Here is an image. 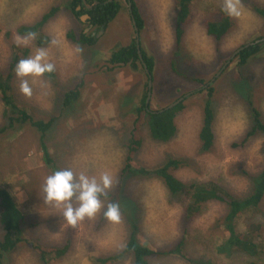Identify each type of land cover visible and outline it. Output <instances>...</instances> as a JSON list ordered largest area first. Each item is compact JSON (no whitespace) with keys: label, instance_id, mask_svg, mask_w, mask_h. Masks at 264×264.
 Segmentation results:
<instances>
[{"label":"rangeland","instance_id":"obj_1","mask_svg":"<svg viewBox=\"0 0 264 264\" xmlns=\"http://www.w3.org/2000/svg\"><path fill=\"white\" fill-rule=\"evenodd\" d=\"M68 1L0 0V73L6 75L12 70L13 100L34 120L45 122L56 117L42 140L41 132L30 124H15L0 137V186L15 197L25 216L21 224L25 240L13 251L4 253L3 262L8 264H41L30 246L33 239L49 245H61L69 239L68 252L50 264H94V257L120 251L127 238L123 213L120 212L117 222L106 218L100 222L107 203L101 198L102 207L95 216L85 217L74 227L64 220L62 205L53 206L43 200L46 177L63 169H70L77 176L83 173L95 177L97 182L102 174H107L113 184L106 193L115 192L125 162L124 145L148 80L139 61L135 67L109 62L113 51L135 39L127 0H117L120 10L100 33V28L88 26L85 14L75 16L69 11L65 6ZM135 2L144 21L139 32L140 44L153 59L148 106L157 109L193 92L183 99L186 107L177 114V132L170 141L152 140L147 127L142 126V144L135 162L151 169L169 156L183 158L186 167L176 172L181 180L213 181L236 197L248 194L252 177L264 168V134L258 133L242 145L233 143L238 144L250 126L251 106L245 100H251L264 116V46L246 64L239 65L237 58H233L211 83L216 116L215 140L209 151L200 152L198 134L201 105L209 86L204 87V83L215 76L239 46L264 36V19L253 10L254 6L264 8V0H232L239 14L230 16L234 26L218 42L206 33L205 22L220 16L217 8L224 9L225 0L192 1L176 57L174 0ZM51 6H58L59 10L41 30L48 37L46 45L38 46L33 36L17 33L18 27L33 24ZM70 29L95 36L94 45H78L69 40L66 34ZM23 37H29L28 43L18 44L17 40ZM13 45L18 51L27 50L21 59L43 49L45 62L54 65L53 80L46 73L23 77L28 80L31 94H22L21 78L14 73L16 65L11 69ZM174 59L178 63L172 62ZM171 62L175 63L176 72ZM68 90L80 95L62 106ZM7 123L0 96V126ZM41 142L50 152L54 166L43 161ZM122 192L124 199L141 202L143 231L154 249L166 250L182 237V203L170 197L160 180L154 176H131L125 180ZM226 212L224 204L211 202L186 223L190 237L185 250L194 262L171 254L158 255L152 264H195L200 260H205L204 264H245L248 257L242 253H214V247L225 238L224 226L218 219ZM255 220L264 226V199ZM261 259L264 261V253ZM115 264H131V260Z\"/></svg>","mask_w":264,"mask_h":264},{"label":"trees","instance_id":"obj_2","mask_svg":"<svg viewBox=\"0 0 264 264\" xmlns=\"http://www.w3.org/2000/svg\"><path fill=\"white\" fill-rule=\"evenodd\" d=\"M85 1L88 4H92L93 2L98 3L90 10L85 8L81 0H69L65 6L75 16L84 12L88 13L91 17V23L94 26L107 25V23L112 21L120 10V3L117 0H112L110 2H108V0ZM129 1H131L133 17L140 32L144 27V21L138 11L135 0ZM192 1L194 0H174L173 3V8L175 10L174 40L176 46L173 55L175 57L180 53L179 47L184 33V24L190 16ZM248 1L250 3V0ZM78 5L81 8L80 11L76 9ZM58 10V6H51L42 14L39 20L35 21L33 24L21 26L20 28L18 27L16 30L17 33L20 35L32 34L31 36L36 38V45H46L48 37L42 34L41 30H43V26L55 16ZM253 10L259 17L264 19V8L254 6ZM217 11L220 16L216 19H207L205 26L206 33L218 42L227 32L231 31L234 22L231 20V17L226 14L224 9L217 8ZM66 35L69 40L78 45L91 46L94 45L96 41L95 36L86 34L83 30L75 32L70 29ZM259 38H261V36ZM263 46L264 42H261L243 49L236 56L237 63L239 65L246 64L250 58L259 53ZM141 53L144 62L152 75L153 59L146 55L142 47ZM26 54L27 50L24 52L18 51V48L13 45L11 69H13L17 62L21 60L22 57L26 56ZM138 61L140 62L134 38L126 46H121L113 51L109 58V62L113 65L127 64L131 67H135ZM172 62L178 63L176 59L172 60ZM172 62L171 66L175 71V63ZM11 71L12 70H9L6 75L0 73V96L4 105V117L8 122L6 125H2V127L0 126V137L2 133L7 129L12 128L15 124H30L41 132L40 137L42 136V140L45 131L53 125L56 117H51L45 122L34 120L25 108L21 107L15 100H13L12 80L14 74ZM46 74L53 80L54 71ZM199 81L203 83L202 80ZM205 84L206 83H204V85ZM145 87L146 90L141 96L139 105L136 107L135 119L124 145L126 156L124 165L119 174L118 187L115 189V192H109L106 195H101L99 197L107 202L105 207L110 202H116L119 205L120 212L123 213L127 219V238L120 251L113 254L96 256L94 257V264H115L129 258L131 264H152V259L157 258L158 255L171 254L180 256L182 259L184 258L186 262H194V259L189 257L185 250V246L190 237L186 223L200 215L208 203L211 202L221 203L227 207L225 215L218 219L219 224L224 226L223 232L225 233V238L218 242L216 247H214V253L223 254L225 256L234 253H242L248 257V261L245 264H264V261L261 259V256L264 253L262 249L264 247V226L261 222L255 220V214L259 211L264 199V168L256 176L252 177V189L250 192L241 197H236L225 191L220 185L213 181L199 182L193 180H181L178 178L176 172L179 169L186 167L187 164V161L183 158L169 156L162 164L151 169H147L143 165L135 162V156L142 144V126L144 125L147 127L149 136L152 140L160 143L168 142L177 132L175 122L177 114L186 107L185 102L182 101L168 109H164L167 104L157 109H151L145 103L148 91L147 84H145ZM213 91L214 88L210 83L209 86H207V98L203 100L201 105V127L198 134L200 152L209 151L215 140L213 124L215 121L216 110L213 108L214 100H211V97H213ZM79 95L80 93H78V91L71 92L68 90L63 97L62 106L69 105V103L77 99ZM245 101L248 107L251 106V108H248L250 126L246 129L240 142H238V144L233 143V145H242L244 141L246 142L248 139L256 137L258 133L264 134V116L260 109L253 107L252 102H250L251 100ZM40 148L43 161L47 165L54 166V160L50 156V152L43 142L40 143ZM131 176H154L160 180L171 198L182 203V237H180L173 246L168 247L166 250L154 249L147 243L146 235L142 227L141 202H137L131 198L124 199V197H122L125 180ZM104 209L101 213L100 222L105 220L103 215ZM24 217V213L19 208L15 197L9 190L0 186V264H8L3 262L4 253L13 251L18 244L25 240V238L22 237L21 230V224L23 223ZM69 245L70 241L68 238H66L65 242L61 245L43 244L36 239L30 241V246L41 264H50L54 260L64 256L69 250ZM204 263L205 260L195 262V264Z\"/></svg>","mask_w":264,"mask_h":264},{"label":"clouds","instance_id":"obj_3","mask_svg":"<svg viewBox=\"0 0 264 264\" xmlns=\"http://www.w3.org/2000/svg\"><path fill=\"white\" fill-rule=\"evenodd\" d=\"M224 11L229 16L238 15L236 5L232 0H225ZM32 34H29V37ZM29 37L19 38L18 44H27ZM46 52L37 49L35 54L26 59H21L15 66V74L20 79L19 90L24 95L31 94L27 76H42L44 73L54 71V65L45 62ZM112 178L107 174H102L97 182L95 177L89 178L83 173L74 175L70 169L56 170L48 175L44 181L42 191L45 203L53 206L62 205V216L67 225L75 226L77 222L85 217L92 218L101 209L102 204L99 199L101 195H106V190L111 188ZM75 201V205L73 204ZM104 217L112 222L120 219V207L116 202H110L104 209Z\"/></svg>","mask_w":264,"mask_h":264},{"label":"water","instance_id":"obj_4","mask_svg":"<svg viewBox=\"0 0 264 264\" xmlns=\"http://www.w3.org/2000/svg\"><path fill=\"white\" fill-rule=\"evenodd\" d=\"M84 3H85V0H82ZM98 2H94L93 4H85V7L87 9H91L95 4H97ZM128 6H129V10H130V13H131V19H132V24H133V29H134V34H135V43H136V49H137V53H138V56H139V60L144 68V71L148 77V80H147V87H148V91H147V96H146V99H145V103L146 105H148L149 103V99H150V96H151V88H152V75L146 65V63L144 62V59H143V56H142V53H141V44H140V35H139V29L136 25V22H135V19L133 17V13H132V8H131V1L128 0ZM83 17H87V15H83ZM101 32V31H100ZM99 32V33H100ZM261 42H264V36H262L261 38H258L254 41H251V42H248V43H245L244 45L242 46H239L236 50H234V52L231 54V56L227 59V61L223 64V66L220 68V70H218L215 74V76L209 80V82H207L206 85H204V87H206L207 85H209L210 83H212L214 81V79L220 74V72L222 71V69H224L226 67V65L231 62V60L233 58H235L238 53L240 51H242L243 49L249 47L250 45H253L255 43H261ZM193 94V92H188L186 94H184L183 96L179 97L178 99H176L175 101L171 102L170 104H168L167 106H165L164 109H168V108H171L175 105H177L178 103L182 102L183 99L189 95ZM163 110V109H161Z\"/></svg>","mask_w":264,"mask_h":264},{"label":"flooded vegetation","instance_id":"obj_5","mask_svg":"<svg viewBox=\"0 0 264 264\" xmlns=\"http://www.w3.org/2000/svg\"><path fill=\"white\" fill-rule=\"evenodd\" d=\"M82 1V0H81ZM110 1H112V0H108V2H110ZM82 3H83V5L85 6V4L87 3L86 1H85V3L82 1ZM94 3V2H93ZM92 3V4H93ZM88 4V3H87ZM96 5V4H95ZM86 8V7H85ZM93 8V7H92ZM91 8V9H92ZM78 11H80L81 10V8H80V6L78 5V7L76 8ZM87 9V8H86ZM88 10H90V9H88ZM82 14H85V15H87V18H86V21L88 22V26L90 27V28H92V27H94V28H100L99 30L100 31H102V30H104L106 27H107V25L109 24V23H107V25H105V26H94L92 23H91V17H90V15L88 14V13H86V12H84V13H82ZM99 31V32H100ZM85 32V31H84ZM97 35V37H98V35L99 34H96ZM147 90H148V87H147Z\"/></svg>","mask_w":264,"mask_h":264},{"label":"bare ground","instance_id":"obj_6","mask_svg":"<svg viewBox=\"0 0 264 264\" xmlns=\"http://www.w3.org/2000/svg\"><path fill=\"white\" fill-rule=\"evenodd\" d=\"M229 79V78H228ZM228 81V80H227ZM178 86V85H177ZM215 86V85H214ZM218 95V94H217ZM217 99V98H216ZM210 100V99H209ZM215 100V99H214ZM185 102V101H184ZM255 112V111H254ZM18 115V114H17ZM255 118V117H254ZM11 123V122H10ZM10 125V124H9ZM2 127V126H1ZM25 130V129H24ZM12 132V131H11ZM42 146V145H41ZM21 163V162H20ZM170 172V171H169ZM173 173V172H172ZM238 185V183H237ZM167 186V185H166ZM169 190V189H168ZM262 192V191H261ZM260 195V194H259ZM251 200V199H250ZM249 201V200H248ZM252 201V200H251ZM250 202V201H249ZM247 203V201H246ZM256 205V204H255ZM204 206V205H203ZM243 209V208H242ZM254 209V208H253ZM251 228V227H250ZM113 245V244H112ZM254 251V250H253Z\"/></svg>","mask_w":264,"mask_h":264}]
</instances>
